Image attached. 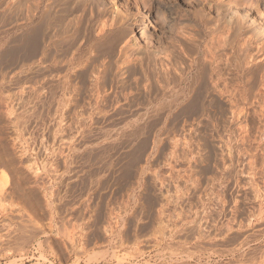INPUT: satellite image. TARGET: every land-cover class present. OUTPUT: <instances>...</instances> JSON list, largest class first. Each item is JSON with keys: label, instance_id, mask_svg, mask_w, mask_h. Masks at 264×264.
Returning a JSON list of instances; mask_svg holds the SVG:
<instances>
[{"label": "rangeland", "instance_id": "374dc122", "mask_svg": "<svg viewBox=\"0 0 264 264\" xmlns=\"http://www.w3.org/2000/svg\"><path fill=\"white\" fill-rule=\"evenodd\" d=\"M18 1L24 4L18 6ZM22 1L0 0V21L3 22H0V264H22L18 262L23 261L34 246L39 247L44 262L54 264L51 261L55 259V255L48 250V247L52 250L51 241L56 238L51 224L70 199L76 200L75 210H79L84 219L76 224L74 235H61L58 238L68 239L74 245L71 252L77 250L79 245L82 247L78 250L76 264L81 263L79 254H84L86 245L91 246L96 240L101 243L107 240L110 225H103V217L106 213L105 203L112 190L109 184L114 171L110 172V166L114 157L112 153L110 156L108 151L106 154L103 151L104 148L112 149L122 143L118 139L119 133H129L136 127L140 128V125L144 131L143 161L141 170L137 173L136 187L127 188L126 213L132 219L124 224L128 229H134L135 215L140 219L143 233L142 257L147 260L144 264H154L150 255H154L156 264H173L172 258L177 253L185 258V264H264V119H243L239 122L225 117L221 120L218 114H225L226 111L229 116L230 107L225 106V94L212 88L210 92L209 89L204 91L207 95L204 92L202 94L205 105L203 110L207 109L205 113H210L213 119L189 120L190 113L189 110L185 111L184 102L189 87L181 84L174 88L169 84L173 76L182 77L185 74L184 70L189 67V62L184 61L182 66L180 64L179 72L174 70L175 65L172 64L176 60L173 61L174 58L169 56L172 47L168 29L164 36L162 30L154 31L151 25L142 28L146 36L153 33L155 47L163 46L164 54L158 58L153 54L141 58L136 54L121 55L118 53L119 48L111 55L103 51L98 62L91 64L94 68L91 66L93 69L89 67L91 69L82 74L78 72L79 67L90 66L86 56L92 52L99 33L112 23L113 6L109 2L107 4L106 0H24L29 4ZM178 1L180 3H176L177 6H182L186 12L188 9L192 11L185 18L192 20L191 24L186 20L190 26L186 21L183 24L188 26L187 30L195 38L199 35L200 20L208 28L214 26L209 25L210 18L213 15L215 18L212 9L214 0H188L190 8L183 4L184 0ZM51 3L54 6L51 5L53 16L61 14L66 15V18L78 17L83 21V30L78 33L80 40L71 51H56V47L52 45L59 41L60 37L57 35L62 30L55 22L49 33L55 37H49L53 38L52 43L49 38L43 37V23L40 21ZM156 4L160 6V12L166 11L167 17L170 15L164 8L171 6V1H156ZM91 12L96 16L97 12H101V15L93 19ZM195 12H201L202 15L198 14L201 15L199 20L198 16H193ZM2 13L8 18H4ZM149 21L152 22V19ZM133 23L134 21L127 22L125 28L129 29ZM55 24L58 27H54ZM38 25L41 31L38 30ZM31 26L41 33L37 39L40 40L42 35L43 41H35L33 35L30 37L34 39L33 42L41 43L40 47L42 46V50L45 47L44 51H56L58 56L61 54L56 61L57 65L63 67L61 72L54 70V65L50 66V62L56 63L53 59L44 62L41 55L37 60L20 66L13 60L11 50L19 42V37L29 34ZM72 26L74 25L71 24ZM71 27L66 29L68 35H71L74 28ZM128 34L124 35L122 45L130 42ZM65 36L67 35L61 37L65 39ZM30 38L28 40L32 41ZM44 40L49 46L46 47ZM241 40L239 37L238 41ZM3 50L10 51L5 52L9 54L7 57L2 55ZM72 61L73 69L68 71ZM46 73L49 75L47 78ZM231 74L230 72L229 77L233 79L235 74ZM83 75L88 79H84L88 84L86 86L82 80ZM66 76L72 78L66 91L62 92L59 88L61 86L57 88L56 85ZM46 79L55 82L54 89H57H53V96L56 97L51 98V104L56 106L61 93L66 92L71 102L62 106V114H82L84 118L60 120L51 114L55 106L52 105L49 109L51 112L43 107L46 91L41 86ZM95 79L102 82L103 86L90 85ZM131 100L135 101L131 103ZM263 104L261 102L258 108L242 104L238 109L249 113L261 109L264 111ZM182 106L184 110H180ZM99 109L107 111L104 113L109 116L115 115L114 118H100V121L99 118L96 121L86 119L85 116L92 112L98 113ZM133 114L142 115V120L135 119ZM86 166L93 168L91 174L94 178L89 186H79V191L71 198L67 194V183L62 180L70 175L85 177L88 172L82 169L85 170ZM71 168L80 170L70 172ZM114 226L119 227L117 221ZM179 238H183L182 246H175L173 243ZM45 239L49 241L45 242ZM89 254L87 251V264L103 257L102 253L92 256Z\"/></svg>", "mask_w": 264, "mask_h": 264}, {"label": "bare ground", "instance_id": "6f19581e", "mask_svg": "<svg viewBox=\"0 0 264 264\" xmlns=\"http://www.w3.org/2000/svg\"><path fill=\"white\" fill-rule=\"evenodd\" d=\"M156 1H158L159 3L163 2V0H106L105 2H107V4L109 2V5L113 6V10H114L113 11L114 12L113 15L114 16H113L112 23L109 25V27L107 25L108 28H106V29L104 28L102 30V32L99 33L98 41L94 45L93 50H91L92 52L89 55L86 56L87 60H88V64H90V66L85 65V66L79 67V69L77 68L78 72H81L82 74H85L86 72H88L89 67L92 66L91 64H93V63L95 64V62H98V59L100 57L99 55H101V53L103 51H106V53L108 55L109 54L111 55V54H114V52L118 48H119V52L118 53L121 54V55H130L131 56L133 54H136L137 56H140V58H141L143 56H148L150 54H153L155 57L157 56L156 58H158V56L161 55L163 53V51H164L163 46L161 45L162 47L161 46L155 47L156 45L154 46V44H153V42H154L153 33L152 34L150 33V35L148 34L146 36V34L144 35L143 34L144 32H142V28L149 27L151 25V27L153 28L154 31L162 30L161 33L164 36L166 35V30L168 29L169 31L167 32V34L169 32L171 33V34L170 33L169 34L171 35V37H170V41L171 42L170 43H171V47H172L171 52L169 53L170 54L169 56H172V58H174L173 61L176 60L175 64H172V66L175 65L174 66V70L175 71L180 70L181 68H178V67L180 66V64H181V66L184 65V61H186V63L189 62L187 64V65H189V67L187 69L184 67L185 68V70H184L185 74L183 75L181 73L183 75L182 77H178V75H176V76H173V78L171 77L172 79L169 80L170 81L169 84L172 85L174 88H177L181 84H185L186 86L189 87V93L184 99L185 111L189 110V113H190L188 115V117H190V118H188L189 120H192L191 118H193V120L194 119H197V120L198 119H210V117H211L210 113H209V115H208V113L207 114L205 113V112H207L206 111L207 109L203 110V109H205V108H203L205 106L204 105L203 94H205L204 91H207L209 89V92H210V89L213 88V90L215 89V90H217V92H218V90H220V92L222 94H225L224 96H226V97L222 96L221 94L220 95L222 97H224V99L227 98L226 102H225V104H226L225 106H228L231 109L230 110L228 108L229 109V111H228L229 112V116L226 115V111L224 112L225 114H222V113L218 114V115H220V117H219L220 119L221 118L223 119V118L226 117L228 119L231 118V120H233V121L234 120H239V122H240V120L242 121L243 119L245 120V119H253L254 118V120H255V118H257L259 120V118H260L263 121V119H264V111L262 109L260 111L259 110L258 111L255 110L252 113L251 112L249 113V112H244V111H246L244 109L239 110L240 109L239 107L242 104L243 105L247 104V105H252V107L254 106V108H258L260 106L261 102L262 103L264 102L263 101L264 100V94H263L264 93V88H263L264 87V0H216V1L214 0L212 9L215 12L214 13L215 14V18L213 17L214 16L213 15L212 16L213 18L212 17L210 18L211 19L210 23L212 25L209 24L210 26H213V25L214 26L211 27V28H208L206 26L207 24L200 20L199 26H198L199 29L197 28L199 30V35H196V36H198L197 38H195L193 33H192L193 35H191V33H189L190 30L189 31L187 30L188 26L183 24V22L186 21V20L190 24H191V21H192V20L189 21L188 19H185V18H188V12H192L191 10L188 9V8H190V6H189L190 4L188 3L189 2L188 0H184L183 1V4L186 7L188 6L187 12L185 11V8H184V10H183V8H181L182 6L181 7L177 6L176 3L179 2L178 0H169V1H171V6L167 5L168 7L166 6V8H164V9H167L169 11L170 15H168V17H170V18H168L167 15L165 14L166 11L165 12L164 11L160 12V6H158L156 4ZM24 2L28 3V1H24ZM18 4H19L18 6H20V5L22 6L24 3H20L19 2ZM51 5L53 6L52 3L50 5H48V9L46 7V9H47V10L45 9L46 13H43V14H46V15L44 17H42L43 19H41L42 21H40V22L43 23V25H41V26H43V29H42L43 37H44V39H48L52 35V33H51V35L49 34L50 31H51L50 28L53 25L52 23L55 22L56 24H58L62 28V30L60 28L61 31L59 30L60 32H58V33L61 36L62 35H67V36H69V38L67 36H65V39H63L64 36L62 38L58 34L57 36L60 37L61 38L60 39L55 34V36L59 39V41L57 43L55 42V45L54 44H52V45L54 46V48L56 47L55 48L56 51H59V50L63 51V49L67 50V51L69 49L71 51V48H74L76 45H78L77 41L80 40L78 38V33H81L80 32L81 29H82L81 22H83V21H81L82 19L80 20V18H78V17H74V19L73 18L70 19V18L64 17L66 15L62 16L61 14L60 15L59 14H57V15L55 14L54 15L55 17H54L52 15V13H51V11H52L51 10V8H52ZM191 7H194V5L191 6ZM13 8H11V9H13ZM19 8H21V7H19ZM108 10H107V12H108ZM99 11H101V10L99 9ZM199 11H202V10L199 9ZM6 12H4V13H6ZM113 12H111V13H113ZM70 13H73V12L70 11ZM93 13L91 12V17L93 19H95L96 17H100V15H101V12H97V16L94 15ZM102 13H104V12H102ZM202 13H203V11H202ZM198 14H201V12L200 13L197 12L193 16H195V18H197V16H198V20H199V18H200L199 16H201L202 14L201 15H198ZM2 15L5 18L7 13H6V15L2 13ZM68 15H69V13L67 14V16ZM105 15H106V13H105ZM3 16H2V18H3ZM6 17L8 18V16H6ZM11 19H12V17H11ZM150 19H152V22L149 21ZM0 20H1V17H0ZM2 21H3V19H2ZM129 21H134V23H133L132 27H129V29H126L125 26H126L127 22H129ZM148 21L150 23L149 25H148ZM40 22H39V24H40ZM1 23L3 24V22H1ZM189 23H188V25L190 26ZM56 24H55L54 27H56V26L58 27V25H56ZM62 24H64V25H62ZM71 24L74 25V26H72L74 28L71 27ZM19 26H21V25H19ZM39 27L40 26L38 25V30L41 31V29H39ZM67 27H69V28L71 27L72 28L71 35H68V32L66 30ZM104 27H105V25H104ZM31 28H32V26H31ZM35 28H32L29 31V34L27 36H23L22 38L19 37L20 40H19V38L17 39V42L18 41L19 42L16 45L19 46L20 43H24V44H21V46L22 45L25 46V43H27V42H29V45H31L30 43H32L34 39L30 38V37H32L33 35H35L34 38H36L35 41H37L38 40L37 38H40L39 35L41 33L37 30V28L36 29ZM17 29H19V28L17 27ZM34 30L38 31V32L36 31L37 35L35 34ZM26 32H28V29H27ZM32 32L34 34H32ZM84 32H85V30H84ZM30 34H32V35H30ZM127 34H128V38H129L130 42L128 44H126V45H122L121 41L124 40L123 37H124V35H127ZM53 35H52V37H54ZM79 37H80V34H79ZM239 37L242 38V40L240 42L238 41ZM28 38L32 39V41L31 40L29 41ZM41 39H42V35H41ZM49 39L51 40L53 38H49ZM15 40H16V38H15ZM40 40H38V42ZM50 40H48L47 42H50ZM35 41L33 42L34 45H36ZM38 42H37V44H38ZM41 43H39V44H41ZM45 43H46V41H45ZM51 43H52V40H51ZM156 44H157V42H156ZM29 45H27V46H29ZM47 45H48V43H46V47H47ZM17 46L16 47L14 46L16 49L14 47H13V49L11 48L13 51L10 49L11 53L13 52V55H16V56H13L14 58L12 57L13 60L16 57H17L16 59L19 58L17 55H18V53L20 54V52L18 51V53L16 54V52H17L16 50L18 48H23V47H20V46L17 48ZM31 46H29V47L32 48L33 46L32 47ZM166 46L168 47V45H166ZM25 47H24V49L27 48V47L26 48ZM35 47H37V46H35ZM77 47L75 48L76 50H77ZM37 48L41 49L42 46L41 47L38 46ZM44 48H43V50L41 49L42 52H40V50H38L40 52L39 54L41 55V58L43 59L42 61L46 62L49 59H53L54 62H56L57 58L60 57L61 54H59V56H58L57 54H55L56 51H55V53L53 52L54 54L52 52L49 53L50 51L49 50H48L49 52H47L46 50L44 51ZM24 49H23V52L25 51ZM52 50L53 49L51 48V51ZM78 50H79V48H78ZM2 52H4V50ZM5 52L2 53V55L5 54ZM7 52H10V51H7ZM29 52H31V49H30ZM72 52H73V50H72ZM58 53H60V52H58ZM63 53H64V51H63ZM66 53L64 55H66ZM6 55L8 56L9 54L6 53L5 56ZM165 55H166V53H165ZM11 56H12V54H11ZM21 56H23V54H21ZM20 58H22V57H20ZM167 58H169V57H167ZM116 61H117V59H116ZM170 61H172V60H170ZM50 63H52L50 65L51 67H52V65H54V70H56L57 72L58 71L61 72L63 70V67L59 66V64L57 65V62L54 63V64H53V62H50ZM1 64H3V63H1ZM29 64H32V63H29ZM29 64H27V66ZM166 65H164V66H166ZM167 66H169V65H167ZM172 66H171V69H173ZM49 69H50V67H49ZM49 69L47 71H49ZM72 69H73V61H72V64L68 67V71L69 70L72 71ZM51 70H53V69H51ZM43 71H45V70H43ZM47 71H45V72H47ZM171 72H173L174 75H175L174 71L171 70ZM230 72L232 74L233 73L235 74L233 79H231V76L229 77ZM156 73H158V71H156ZM156 73H155V76H156ZM74 75L75 74H73V76ZM76 75L79 76L78 74H76ZM225 75H227L230 79L229 78H225V77H227ZM48 76L49 75L46 73V78ZM84 77H86V75ZM84 77L82 78V76H81V78H82V80L84 82V85L86 86L88 84L85 83L84 79H87V77L86 78H84ZM70 78H72V77L71 76L70 77L66 76V78L63 79V81L59 80L58 85H56L57 88L60 85L61 87H59V88L62 89V92L66 91L65 89L70 83ZM89 78H91V77H89ZM54 79H56V78H54ZM162 79L163 78H161V80ZM95 81H96V79L94 80V82ZM94 82L92 81V83L91 84L89 83V84L92 85L93 87H95V86L96 87H98V86L100 87L102 85V82H100V81H96L95 83ZM155 82H156V80H155ZM87 83H88V81H87ZM110 83H112V82L110 81ZM76 84H77V82H76ZM81 84H82V82H81ZM113 84H116V83H113ZM166 84H167V82H166ZM54 86H55V82H53V81H51L49 79H46L45 83L41 86V87H43V90L46 91V94H44V97H43L44 99H43L42 104H44L43 107L45 109L48 108L47 110H49L53 106H55V105L51 104V102H50L51 98L55 99V97H56V96H53ZM77 86H78V84L76 85V87ZM152 87H153V85H152ZM260 87H262L263 89L260 88ZM54 90H57V89H54ZM202 92H204V93L202 94ZM65 93L64 94L61 93V97L58 96V98L60 97V99H58V103L55 106L56 108L53 109L54 112L51 113V114H53L56 118L58 117L60 120H64V119L67 120L69 118L70 119H73V118H75V119L76 118H80L81 119L82 117L84 118V116L82 114H76V115L74 114V116H73V114H72V116L71 115L66 116V114H62V112H61L62 106L68 105L69 102H71V99ZM205 95H207V94H205ZM91 96L93 97V95H91ZM206 97H205V99L208 98V97L207 98ZM108 98H110V97H108ZM51 101H53V99ZM108 101H110V100H108ZM111 101H112V98H111ZM132 101L133 100H131V103H132ZM97 103L99 104V100H98ZM223 103L224 102H222V104ZM135 104L136 103H134V105ZM78 105H80V104H78ZM95 105H97V104L95 103ZM114 105H116V104H114ZM214 105H216V103ZM219 105H220V103H219ZM130 106H133V105L130 104ZM209 106L211 107V105H209ZM262 107H264V106H262ZM262 107H260V108H262ZM182 109H183V106H182V108H180V110H182ZM234 109H238V110H234ZM223 110H225V109H223ZM65 111H63V112H65ZM102 111L103 110L101 109L99 112L97 111L98 113H93L92 112L90 114L87 112L89 115L85 116V117H86L87 120L90 119V120H93V121L95 119L99 118V121H100L101 119L112 120L114 118V116H115V115H113V116L110 115L109 116L107 113H104V112H107V111H103V112ZM49 112H51V111L49 110ZM114 112L116 113V110ZM118 112H117V114H118ZM208 112H209V110H208ZM180 113H177V114H180ZM186 113L187 112H185V114ZM48 114H50V113H48ZM117 114H116V116H117ZM213 114H214V112H213ZM152 116H154V115H152ZM133 117L135 119H141L142 115H137L136 114L134 116V114H133ZM156 117H157V115H156ZM129 118L130 117H128V119ZM154 119H156V118H154ZM99 121H97V122H99ZM194 121H196V120H194ZM137 129L138 128H136V130ZM142 132H144V131H142ZM91 151H92V149H91ZM87 154H89V153H87ZM88 157H90V154H89Z\"/></svg>", "mask_w": 264, "mask_h": 264}, {"label": "crops", "instance_id": "0c3cea01", "mask_svg": "<svg viewBox=\"0 0 264 264\" xmlns=\"http://www.w3.org/2000/svg\"><path fill=\"white\" fill-rule=\"evenodd\" d=\"M18 44V43H17ZM19 46L23 48H18V59L15 60V63L20 66L28 61H35L39 58L40 44L35 42L36 45L30 43H25V46ZM32 48H30L29 46ZM37 46V47H35ZM14 47V48H15ZM24 47L26 49H24ZM16 49V48H15ZM23 49L25 50L23 52ZM29 49V50H28ZM31 49V52H29ZM28 50V51H27ZM22 52V53H21ZM27 53V54H26ZM30 53V54H29ZM23 54V56H21ZM20 55V56H19ZM16 56V55H14ZM22 57V58H20ZM24 57V58H23ZM22 60V61H21ZM18 61V62H17ZM137 128V127H136ZM134 131H130L129 133H119L118 139L122 141L119 146H115L112 149H105L104 153L108 151L109 155L114 157L113 164L110 166V172L114 171V175L110 177V184L109 187L112 189L109 195L108 200L105 203V212L103 220L104 226L106 227V223H108V239L104 240L103 243L100 241H94L91 246L90 244L86 245L85 252L80 253L79 257L81 258L80 264H87V251L90 252L89 256L93 254L102 253L103 257L99 258L96 262H91L89 264H144L147 260H144L142 257V224L140 223V219L135 215L134 219V229H128L126 227V222L131 221L132 217L128 218V214L126 213V205H127V188L128 187H136V179L137 173L141 170L142 161H143V135H142V128H138ZM140 131V132H139ZM134 135H133V134ZM129 135V136H128ZM130 137V138H129ZM138 137V138H137ZM128 145V146H127ZM106 154V153H105ZM88 160V159H87ZM89 162V160H88ZM91 162V160H90ZM89 162V163H90ZM90 168V169H89ZM92 167H85L88 175L85 177H74L68 176L64 178L62 182L67 183V194L74 198L79 191L78 188L81 185H88L91 184V179L94 178L91 172L93 173ZM80 169L71 168L70 172L79 171ZM92 176V177H91ZM86 178V179H85ZM130 185V186H129ZM78 202V201H77ZM76 200L70 199L68 204H64L66 207H63V210L56 215L54 221L52 222V232L56 237L52 240V250L48 247V250L53 252L55 255V259L51 262L54 264H76L78 262V250H81L82 247L77 248L74 250V245L68 242V239L58 238L61 235H74V230H76V224L80 222V220L84 219V215L79 211L75 210ZM67 205H70V207ZM116 221L118 222L119 227H115ZM125 223V224H124ZM131 223V222H130ZM112 225L114 227H112ZM104 228V227H103ZM183 238H179L177 242L173 244L175 246H182ZM49 241V239L44 240ZM86 255V256H84ZM154 255H150L151 262L156 264L155 259H153ZM173 264H185L186 260L181 253H177L175 258H172ZM153 264V263H151Z\"/></svg>", "mask_w": 264, "mask_h": 264}, {"label": "built area", "instance_id": "2783aa9c", "mask_svg": "<svg viewBox=\"0 0 264 264\" xmlns=\"http://www.w3.org/2000/svg\"><path fill=\"white\" fill-rule=\"evenodd\" d=\"M18 263L22 264H49V262H44L41 259V252L38 246H34L30 249L29 253L24 257L23 261Z\"/></svg>", "mask_w": 264, "mask_h": 264}]
</instances>
